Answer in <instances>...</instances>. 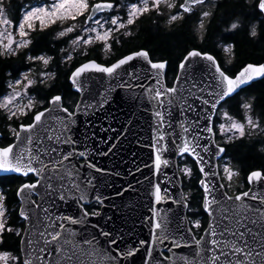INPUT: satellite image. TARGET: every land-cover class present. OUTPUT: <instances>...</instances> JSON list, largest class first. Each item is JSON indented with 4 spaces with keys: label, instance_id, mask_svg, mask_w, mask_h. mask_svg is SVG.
<instances>
[{
    "label": "snow or ice",
    "instance_id": "6c2138e0",
    "mask_svg": "<svg viewBox=\"0 0 264 264\" xmlns=\"http://www.w3.org/2000/svg\"><path fill=\"white\" fill-rule=\"evenodd\" d=\"M192 15L201 42L220 17L224 28L219 46L228 54L227 65L235 59L230 36L243 32L249 42L264 41V0H28L18 14L11 0H0V173L22 180L14 199L10 189L0 186V248L9 241L14 245V254L0 251V264H136L141 252L140 264H264V171H250L248 189L229 195L239 171L230 159L225 161L230 148L248 147L249 142L264 154V93L246 91L264 82V62H245L233 72L209 51L193 47L179 61L171 86L169 61L153 59L144 47L109 64L86 59L71 65L97 46L106 59L114 55L115 46L136 34L134 26L142 17L148 16L158 30L163 21L171 34ZM54 27L52 40L67 45L59 48L57 68L70 67L67 81L81 95L70 106L62 94H51L57 72L50 65L56 56L34 52V34ZM13 58L19 63H9ZM134 62H143L141 69ZM141 71L154 86L132 83L141 79ZM91 74L106 76L108 86L85 99ZM120 90L133 102L146 98L153 105L151 165L144 167L159 174L171 163L166 153L194 160L202 177L198 183L206 226L199 217L177 219L170 210L162 214L156 205L168 200L188 211L198 213L200 208L190 206V192L173 199L168 188L149 181L150 215L140 221L147 224L148 237L133 239L135 221L127 231L109 227L121 205L104 195L103 188L123 197L133 184L126 181L127 187L116 188L112 178L123 180L121 172L98 166L97 158L121 153L124 142H132L130 136L140 143L134 121L114 126L110 108L118 98L124 100ZM236 97L240 99L231 105ZM110 115L113 122L103 123ZM81 116L89 117L83 131ZM132 156L135 169L123 175L135 178L141 167L135 152ZM179 171L192 178L187 165ZM165 182L171 183V177ZM109 205L113 215L105 214ZM92 217L103 224L91 223ZM194 229L202 234L197 237ZM174 249L189 253L176 255Z\"/></svg>",
    "mask_w": 264,
    "mask_h": 264
},
{
    "label": "trees",
    "instance_id": "16d2710c",
    "mask_svg": "<svg viewBox=\"0 0 264 264\" xmlns=\"http://www.w3.org/2000/svg\"><path fill=\"white\" fill-rule=\"evenodd\" d=\"M12 8L14 14H18L19 8L22 3L18 0H11ZM196 15H192L183 22H178L174 26V31L169 34L166 29H164L163 21H160V29L153 24L148 16L142 17L137 25L134 26L133 31L136 33L134 36L127 38L122 45L115 46L114 55L105 58V54L100 50V46H97L95 52H90L87 57H78L76 60L71 62L72 66H78L79 63L84 62L86 59H96L98 62L109 64L115 61L122 55L128 54L131 51L138 50L140 47H144L150 51L153 59H167L169 61V66L167 71V84L171 85L172 80L177 72V67L179 61L186 54V50H190L195 47L202 49L204 51H209L213 54L218 62L222 63V66L228 67L231 71H237L239 67L245 62H264V41L259 43L249 42L245 37L243 32L237 33L230 36L228 43L235 44V59L232 65H227L226 60L229 58L228 54L223 52L220 45V37L223 32L224 25L220 23V17L212 23L211 33L206 37L204 42H201L196 38ZM53 29H50L47 34L36 33L34 34L35 47L34 52H47L48 54H53L56 56L53 64L50 65L51 70L57 72V79L54 83V87L51 89V94H62L65 97L66 106H70L77 101L78 94L73 92L70 88V83L67 81V74H70V67L61 65L57 68V61L59 60V48L64 47L65 44H59L52 40ZM55 45V47L53 46ZM9 63L16 64L19 63V58H13ZM248 93H255L259 95L264 93V82H257L253 87L246 89ZM244 95V93H241ZM241 95V96H243ZM240 97L229 101L231 105H235ZM227 107V106H225ZM232 112L235 113L236 109L232 108ZM0 130L2 129V123H0ZM227 160L235 162L242 170L239 181L244 183L245 175L248 171L252 169H261L264 171V154L259 153L255 148L250 146L240 147L237 149L230 148L228 150V155L225 156ZM179 169L185 165L189 166L193 170V175L191 179L183 177L181 175L182 189L184 194L191 193L190 206L193 209L200 208L197 213L195 211H188L187 216L190 219H196L199 217L202 224H206L207 218L203 212L201 206L202 202V191L198 187L199 173L195 166V163L188 157H183L178 159ZM0 186L10 189L9 196L12 197V193L19 183L22 182L15 175H4L0 176ZM237 187V191H241ZM93 207H98L93 205ZM18 222L17 213H12V223L16 224ZM196 235H199L201 230H193ZM0 251H12L14 254V245L11 241L4 247L0 248Z\"/></svg>",
    "mask_w": 264,
    "mask_h": 264
},
{
    "label": "water",
    "instance_id": "95a60500",
    "mask_svg": "<svg viewBox=\"0 0 264 264\" xmlns=\"http://www.w3.org/2000/svg\"><path fill=\"white\" fill-rule=\"evenodd\" d=\"M134 63L136 64V68L138 70L141 69L143 62H134ZM177 72H178V67H177ZM140 77H141L140 80L132 81V83L134 84L143 83L144 88L154 86L153 81L151 79L145 78L144 71L140 72ZM88 86L90 88V91L85 92L84 94L85 99H88L90 95H95L98 92H103L105 88L108 86V78L106 76H102L101 74H91V80L88 81ZM72 91L75 92L74 89H72ZM135 91L137 95L143 94V89L137 88ZM120 95L121 97H124V100L121 101L118 98L116 101H114L111 104V108H110L111 113L115 116V121L114 122L112 121V116L110 115L108 121H103V123L107 124L109 122H113L114 126L119 127L120 123H126L128 120L134 121L133 131L137 134L140 143L137 144L136 139H133L130 136L129 139H131L132 142L128 143L127 141H125L123 145V151L121 153H117L115 156H109L107 158L98 157L97 163L98 166L105 167L109 170L115 167L116 171L121 172V175L123 176V180H121L119 177L112 178L115 181L116 188L127 187V184L125 183L126 181L132 182L133 188L125 192L123 197H115L113 189L110 187L103 188V193L104 195L109 196L110 200L114 199L117 205H121V211L115 213V217H114L115 224L109 225V227L115 226L117 228H123L125 231H127L129 228H133V221H135L133 239L138 240L140 238L148 237V226L147 224L141 225L140 221L144 216L150 215L149 207L152 201L149 199V195L147 191V189L150 187L149 181H151L152 183L159 182L162 184L163 187L168 188L170 193L172 194L173 199H179L182 195H184V191L182 189L181 175L179 173V166H178V159H180L181 157L172 155L170 153H166L165 158H168L171 161V163L168 167H162L161 171L157 175H153V171L150 169V167H144V164L146 163L151 165L150 156L152 155V150L149 145L151 143V137L153 134L152 128L150 126L153 123L151 116L153 105L148 103L146 98L142 102L141 101L133 102L130 99H128L127 93H125L122 90H120ZM79 99H81L80 94H78L77 100ZM145 105H147V107H145ZM87 119H89V117H85V116L80 117L79 123H80L81 131L84 130V122ZM91 119H96V118L91 117ZM99 125H100V121L97 122V130L99 128ZM176 131L178 132L179 129L177 128ZM101 135H105V134H101ZM107 135H111V133H108ZM133 152L136 153L135 156L136 164H139L141 167V172L136 173L135 178H133L132 176L123 175V173L128 168H132L133 171L135 169V165L132 163L134 159L132 156ZM185 157L188 156L185 155ZM188 158L194 162L192 158L190 157ZM196 168L198 171L197 166ZM4 175L17 176L16 174L0 173V176H4ZM145 177H147V179H145ZM166 177H171V183L165 182ZM201 178L202 177L200 175L199 179ZM209 180L211 181V177H209ZM137 181H139V183H137ZM246 183H247V179H246ZM247 186L249 187L248 184ZM101 187H103V185H101ZM198 187L202 191V197H203V190L201 189L199 183H198ZM233 194H229V195H233ZM107 203L108 202H106V204ZM156 207L162 214L169 210L171 211V213H176L177 219H180L184 215H187L186 209H182L181 206L178 204H173L171 200L162 202L161 204L156 205ZM113 212L114 210L111 209L110 205L106 207L105 214L113 215ZM205 215L208 220L206 213ZM125 219L127 220V223H125ZM97 222L103 224V220L101 218H97V217L91 218V223H97ZM201 234L202 231L200 235ZM174 253L176 255H183V254H188L189 250L174 249ZM140 255H143V252H141ZM140 255L136 257V264H140Z\"/></svg>",
    "mask_w": 264,
    "mask_h": 264
},
{
    "label": "rangeland",
    "instance_id": "374dc122",
    "mask_svg": "<svg viewBox=\"0 0 264 264\" xmlns=\"http://www.w3.org/2000/svg\"><path fill=\"white\" fill-rule=\"evenodd\" d=\"M19 2H21L22 4L27 3L28 0H18ZM182 0H178V3L181 2ZM22 6V5H21ZM53 35L55 33V31L57 30L55 27L53 28ZM67 45H65L64 47H66ZM225 161H227V159H225ZM223 163V162H221ZM189 167V166H188ZM238 186H241V182L239 181V177H234L233 181H232V188L229 191V194L235 193L236 189ZM194 220V219H193Z\"/></svg>",
    "mask_w": 264,
    "mask_h": 264
},
{
    "label": "flooded vegetation",
    "instance_id": "af4514ba",
    "mask_svg": "<svg viewBox=\"0 0 264 264\" xmlns=\"http://www.w3.org/2000/svg\"><path fill=\"white\" fill-rule=\"evenodd\" d=\"M241 95H243V94H241ZM217 140H220V137L219 136H217ZM226 159V158H225ZM221 163V162H220ZM232 166H233V168H234V170H238L239 171V176L238 177H240L241 176V173H242V170H241V168L234 162H232ZM252 170H261V169H252ZM252 170H250V171H252ZM250 171H248L247 173H246V175H245V182L243 183L242 182V185L239 187L240 189H241V191H243V190H246L247 189V183H246V177H247V174L250 172ZM237 192H240V191H237ZM199 235H200V233H199ZM198 235V236H199Z\"/></svg>",
    "mask_w": 264,
    "mask_h": 264
}]
</instances>
